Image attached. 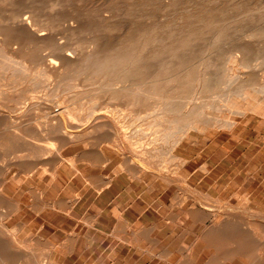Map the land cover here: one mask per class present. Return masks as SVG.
Returning a JSON list of instances; mask_svg holds the SVG:
<instances>
[{
  "label": "rangeland",
  "instance_id": "rangeland-1",
  "mask_svg": "<svg viewBox=\"0 0 264 264\" xmlns=\"http://www.w3.org/2000/svg\"><path fill=\"white\" fill-rule=\"evenodd\" d=\"M107 1L70 0L66 5H69V9L65 6L62 9L64 12L61 11L63 14L75 11L80 17L90 15L97 25H101L99 13L109 17L111 27L108 32L111 33L107 36L105 49L116 45L128 31L127 28L118 33L114 24L127 12L126 9L120 10L117 7L126 8L131 0ZM156 2V19H170L177 9L185 7L183 10L188 11L195 4L207 5L215 14L218 11L216 0ZM225 3L228 4L226 18L230 17V27L224 41L211 45L217 36L216 32L211 30L204 32L203 37H199L194 45L195 52L199 54L194 60L196 63L209 57L216 61L214 70L217 72V81L214 80L213 86L195 93L190 99L187 97L172 101V113L178 119L180 117L178 121L186 118L192 119L193 123L191 127L184 129L185 132L183 130L179 134L175 127V131L173 128L168 129L167 137L163 135V125H159L161 110L150 105L148 101L134 102L128 97L115 99L111 96L109 87L96 90L90 82L71 78L68 74L62 75L59 70V77L44 74L41 65L28 63L18 54L9 51L5 43L0 42V55H7V58H0L3 59L0 61V90L8 95L6 99L0 100V110L11 118L17 116L20 111H28V114L34 111L32 115L35 118L30 120L32 124L39 118L54 121L51 111H60L61 115L57 116V120L60 118L62 122V128L57 129V179L54 182L49 183L46 177H39V171H36L27 183L18 185L11 179L12 173L25 175L26 170H20L15 164L5 173V190L20 205V211L8 219L7 226L23 243L18 246L13 244L18 248L21 257L27 258L32 264H44L47 259H52L57 264L264 262V258L222 256L232 244L243 240L249 242L242 236L224 231H230V228L240 225L246 230L264 234V0H225ZM16 11H20L22 16L27 14L25 8L15 7L10 0H0V23L10 24ZM116 15H119V19ZM64 19L57 20V42L79 44L81 50L86 52L88 43L84 31L81 32L80 40H70L71 35L66 25L70 20ZM113 26L115 27L112 28ZM246 45L250 48L243 51L241 47ZM229 56L242 57V60L231 63ZM4 60L7 63H4ZM9 60H12V63ZM19 63L22 64L21 67ZM23 65L28 72L23 70ZM261 80L263 82H260ZM242 81L247 84L239 90L238 82ZM254 85L256 86L252 87ZM33 89L41 92L39 98L28 97ZM52 89H55V93ZM62 98L64 99L61 101ZM31 105L33 109L29 110ZM63 105H68L65 112L60 110ZM234 107L236 109H233ZM94 108L97 111H92ZM107 115L109 117H103ZM155 115H158L157 119ZM201 116L203 118H200ZM101 120H107L108 125H99L98 121ZM230 122L233 123L231 126ZM149 125H152L150 129ZM29 134L31 133L11 134L9 137L5 135L4 138L0 135L1 154H5V158L8 157L11 161L25 158L21 155L27 151L26 148L36 142L41 144L36 136ZM69 134H72V137ZM164 139L166 140L162 143ZM138 141H142V144ZM151 146L155 147V150ZM28 187L44 190V199L48 202L57 198V209L45 208L40 213L33 211L28 205L33 200ZM51 188H55L56 192ZM73 196H77V201L68 215L65 211V201ZM116 214L122 215L123 226L117 225ZM91 219H95L94 226L89 224ZM20 222L23 224L17 227L18 229L13 228ZM35 235L40 238H34ZM49 244L54 247L50 253ZM48 254L50 258H47ZM14 258L16 257L11 256L10 259H4V256L0 255V264L6 261L9 264H20L25 260Z\"/></svg>",
  "mask_w": 264,
  "mask_h": 264
},
{
  "label": "bare ground",
  "instance_id": "bare-ground-1",
  "mask_svg": "<svg viewBox=\"0 0 264 264\" xmlns=\"http://www.w3.org/2000/svg\"><path fill=\"white\" fill-rule=\"evenodd\" d=\"M10 1L14 4L15 7L17 6L19 8H21V7L25 8L27 14H24L22 16V13L20 11H16L15 15H14L15 18L13 19V21L10 24L4 25V24L0 23V42L5 43L8 46L9 51H11L12 53L18 54V56H20L21 59L27 61L30 64L41 65L44 74L47 73L49 75H57V72L59 70V73L62 75L68 74L71 78H77V79L79 78L81 80H86L87 82H90V84L93 85L96 88V90L97 89L99 90V89L106 87V86L109 87L111 96L115 99H119L122 97H125V98L128 97L134 102L148 101L150 103V105L161 110V114L159 116V125H163V128H164L163 129V135L165 137H167L169 135L168 129L173 128V130H174V127H175V128H177L175 130H178V134H179V132H182L185 128H187L188 126H190L193 123L192 119H186V118L183 120L181 119V121H178L180 119V117L178 119L172 113V110L174 107V104L172 101H174V99L182 100V99H186L187 97L188 98L192 97L195 93L205 91V90L209 89L211 86H213L214 80L217 81L216 80L217 79V72L214 70V67L216 66V61L214 60L213 57H209V58H206V59L201 60L200 62L196 63L194 60L198 57L199 54H197L195 52L194 45L196 44V42H198L199 37H203L202 35L204 32H209L211 30H214L216 32V35H217L215 38V41H213V43H211V45H214L215 43L220 42V41H224V39L226 38L227 32L229 30V27H230V25H229L230 24V21H229L230 17L228 16L229 18L228 19L226 18L227 9H228L227 5L228 4L225 3V0H216L218 2V5L216 6V9L218 11L216 12V14L212 11V8H210L207 5L195 4L192 7V9H190V10L187 9L188 11L183 10L185 7L184 8L181 7L179 9H177L178 11H176V13L170 19H161V18L156 19V17H157L156 12L157 11L154 10V7H156L157 2H161V1L156 2V0H140V1L131 0L130 2H128L129 6L126 5V8H124V7L121 8L119 6L117 7L120 10L126 9L127 12H125V14L120 17V19H119V15L121 13L118 16L116 15V17H118L119 20L116 22L114 21L115 22L114 25L117 26L116 29H117L118 33L124 32L125 29L127 30V28H128V31H126V34L124 35V37L120 41H118V43L116 45L111 46L109 49L104 48V45L106 44V41H107L106 40L107 36L109 33H111V31L108 32L110 30L109 28L111 27V24H110L111 20L109 19V17H105L104 15L99 13L98 17L101 18V20H100L101 25L100 24L97 25V23H94L91 20L90 15L87 16V14L85 16H82V17L78 16V14L75 11L73 13L63 14L61 11H63L62 9L70 2V0H10ZM174 1L175 0H173V2ZM205 1H207V0H205ZM78 2H80V1H78ZM110 3H112V2H110ZM119 3L120 2H118L116 4H119ZM176 3H178V1H176ZM103 4H104V2H103ZM68 6H66V7L68 8ZM103 6H105V5H103ZM107 8H108V4H107ZM128 8H129V10H128ZM103 9H105V8H103ZM113 9H115V7ZM214 9H215V7H214ZM92 12L93 11H91V13ZM84 13H86V12H84ZM93 13H95V11ZM62 15H65V16H62ZM168 16H169V14H168ZM64 18H66V21L68 19L70 20V22H68V24H66L67 28H68V30L67 29L66 30L71 35L70 40L73 38L74 39L77 38L80 40L81 32L84 31L86 41H87L86 43H88V49L86 50V52H83L81 50L79 44L73 45L72 42L71 43L70 42H65V43L64 42L63 43L57 42V20L58 19L59 20L64 19ZM232 19H233V17H232ZM93 20H94V18H93ZM106 23H107V26H106ZM115 26H113L112 28H114ZM114 35H116V34H114ZM111 39H112V37H111ZM108 41H110V40H108ZM76 43H78V42H76ZM109 44L110 43H108V45ZM241 48L243 49V51L244 50L248 51L250 47H248L246 45V46H242ZM206 49H204V50L206 51ZM3 57L0 55V58H3ZM5 57L7 58V55ZM2 60L0 59V61H2ZM5 60H7V59H5ZM5 60H4V63L6 62ZM230 60H231V63H237V62H239V60L240 61L242 60V57L234 56V57H230ZM15 61H17V60H15ZM9 62L12 63V60L11 61L9 60ZM4 63L2 66H4ZM228 63H229V61H228ZM15 64H16V62H15ZM21 65L22 64H20V67H21ZM234 65H236V64H234ZM15 68L18 69L17 67H15ZM22 68H23V70L27 71L25 65H23ZM241 68H242V66H241ZM0 69H2V68L0 67ZM221 73H223V72H221ZM242 73L244 74L245 71ZM22 74H24V73H22ZM233 74H235V73H233ZM70 77H68V78H70ZM227 77H228V75H227ZM11 78H13V77H11ZM14 79H15V76H14ZM235 80L237 81V79H234V81ZM12 81H13V79H12ZM260 82H263V81L261 80ZM238 84H240L239 85V90H240V89H243L245 87L247 82L242 81L241 83L238 82ZM81 85H82V82H81ZM255 86L256 85H254L252 87H255ZM227 87H228V83H227ZM257 87H258V85H257ZM234 89H236V88H234ZM52 90L54 91L55 89H52ZM230 91L231 90H229V92ZM262 92H264V91H262ZM40 93L41 92H39L38 89H33L29 92L28 97L31 99L39 98ZM54 93H55V91H54ZM248 93H250V92H248ZM227 94H226V96H227ZM44 96L46 98L45 94H44ZM214 96H216V95H214ZM7 97H8V95L4 91L0 90V100H4ZM63 97H65V96L63 95ZM243 97H245V96H243ZM52 98H54V97H52ZM91 98H92V96H91ZM63 99L64 98H62L61 101ZM40 100L42 101L43 99H40ZM93 101H94V99H93ZM124 102H126V101H124ZM56 104H57V102H56ZM228 104L230 105V103H228ZM22 105H23V103H22ZM224 105H226V104H224ZM69 106H70V104H69ZM194 106H196V105H194ZM231 106H232V104H231ZM24 107H25V105H24ZM31 107H32V105H31ZM38 107H39V105H38ZM219 107H221V105ZM34 108H36V107H34ZM67 108H68V105H63L60 107V110H63L65 112L67 110ZM28 109L29 110L33 109V107L28 108ZM195 109H196V107H195ZM233 109H236V108L234 107ZM6 110H8V109H6ZM95 110L96 109L94 108L92 111H95ZM187 110L188 109H186V111ZM198 110H200V109H198ZM52 111H54V110H52ZM52 111L50 114L53 116L52 118L54 119V121H51V119H47V118H43V119L39 118V120L35 119V121H34L35 123L32 124V123H30V120L33 117L35 118V116L32 115L34 111L32 112V114H30V113L28 114V111H20V112L18 111L19 114L15 117L11 118L10 115H8L5 112H2L0 110V135H3V138L5 135L9 137L11 134L16 135L19 133L28 132V133H31L32 135H34V137L36 136L35 138L37 140L41 141L40 142L41 144H39L37 142L34 143V140H33L34 144L32 146H30L29 148H26L27 151L25 153L21 152V153H23V155H21V157H25V158L19 159L18 161L8 160V157L6 159L5 154H3L4 155L3 156L0 152V175H1L0 176V255H3L4 259L5 258L10 259L11 256L16 257L14 259L25 258V257H21L20 256L21 254L19 253L18 248L13 246V244H15V246H18L20 244L22 245L23 244L22 241L19 240L15 236V234H14L15 232L13 233V231H11L7 226L8 219L20 211V205H19V202L5 190V183L7 182V178L5 177V173L8 172L9 168L14 164L18 165L20 167V170H23V171L26 170L25 175L19 176L16 173H14V174L12 173L11 179L14 181V183H16L18 185H22V184L27 183V180H29L30 177H32L36 171H39V177H41V178L46 177V179L48 180L49 183L54 182L57 179V129L62 128V122H61L60 118L57 120V116L59 117L61 115V112L60 111H57V112L54 111L55 113L52 114L53 113ZM135 111H136V109H135ZM193 112H195V111H193ZM240 112H242V110ZM243 112H244V110H243ZM198 113H199V111H198ZM69 114H71V113H69ZM44 115H46V114H44ZM103 115H104V113H103ZM192 115H194V114H192ZM46 116L48 117V115H46ZM135 116H137V114ZM156 116L158 117V115H155V117ZM202 116L200 118H203ZM49 117L51 118V116H49ZM100 117H102V116H100ZM103 117L105 118V117H109V116L107 115V116H103ZM132 117H134V116H132ZM157 117H156V119H157ZM223 118L225 119V117H223ZM121 119H123V118H121ZM134 119L136 120V118H134ZM147 119H148V117H147ZM208 120H210V119H208ZM125 121L123 120V122H125ZM148 121H150V120H148ZM151 121H152V119H151ZM229 121H231V120H229ZM120 123H121V121H120ZM98 124L99 125H108V122H107V120H101V121H98ZM117 124H119V123H117ZM210 124H212V123H210ZM232 124L233 123L230 122L229 125L231 126ZM115 126H116V124H115ZM151 126L149 125V129ZM141 129H142V127H141ZM145 129H146V127H145ZM185 130H184V132H185ZM138 131H142V130H138ZM66 133H68V132H66ZM104 133H106V132H104ZM31 134H29V135L31 136ZM174 134H176V133H174ZM181 134L184 135L183 133H181ZM69 135H67V136H69ZM160 135H162V134H160ZM37 136H40V138H38ZM174 136H176V135H174ZM180 136H179V138H180ZM11 137H10V139H11ZM151 138H153V137H151ZM160 138H161V136H160ZM16 140L18 141V139H16ZM159 140L160 139L158 138V141L157 140L156 141L159 142ZM165 140L166 139H164V141H162V143H164ZM28 141H29V139H28ZM149 141H151V140H149ZM152 141H153V139H152ZM175 141H178V140H175ZM30 142H31V140H30ZM134 142H136V141H134ZM141 142H139V143H141ZM8 143H9V141H8ZM170 145H172V144H170ZM9 146H10V144H9ZM22 150H24V149H22ZM14 151H15V149H14ZM152 153H154V151H152ZM9 156H11V154ZM19 156H20V154H19ZM11 159H12V157H11ZM178 159H179V157H178ZM178 162H181V161L178 160ZM106 183L102 182V184H106ZM51 189L56 192L55 188H51ZM28 192L33 196V200L31 198L32 202L28 205L36 213H40L45 208H50L53 210L57 209V198L52 202L46 201L44 199V192H45L44 190H41L38 187H28ZM206 197H208V196H206ZM75 200H77V196H73L69 200L65 201V206L67 208V209H65V211L67 214H71L70 213V210L72 209L71 206H72V204H74ZM117 218H118L117 219V225L123 226L124 225V219L121 216H118ZM238 220H240V219L238 218ZM94 222H95V219H91L89 221L90 226H93ZM21 224H23V222L18 223L13 228H17V227L19 228L21 226ZM261 228H259V229H261ZM228 232H230L231 234L236 235V236H242V238L248 239L249 242H244V240H243L242 242H238L235 245H233L231 243L232 246L229 247L228 249H226L222 253L223 258H234L235 256H238V257L242 256L244 258H246V257H248V258H260V259L264 258V234H263V232H262V234H259L257 232H253L251 230L249 231L248 229L246 230V228L245 229L242 228L240 225L230 228V231H228V230L224 231V233H228ZM34 238L39 239L40 237L35 235ZM30 239H32V237ZM250 239H252V241ZM45 241L47 244L49 243L47 239H45ZM205 242H206V240H205ZM27 244H30V243H27ZM47 244H45V245H47ZM24 245H25V243H24ZM46 247H48V246H46ZM53 249H54V247L52 245H50L49 253ZM45 256H46V253H45ZM28 257H30V256H28ZM33 258H34V256H33ZM47 258H50L49 254L47 255ZM26 259L27 258H25V260H23V261L20 259L22 261L20 264H32L31 262H28ZM12 261H8V262H12ZM1 263L9 264V263H7V261H6V263L5 262H1ZM12 264H13V262H12ZM44 264H57V263L52 259H47L46 261H44ZM256 264H264V262L258 261Z\"/></svg>",
  "mask_w": 264,
  "mask_h": 264
},
{
  "label": "crops",
  "instance_id": "crops-1",
  "mask_svg": "<svg viewBox=\"0 0 264 264\" xmlns=\"http://www.w3.org/2000/svg\"><path fill=\"white\" fill-rule=\"evenodd\" d=\"M107 183H108V182H107ZM107 183H106V184H107ZM76 201H77V200H75L74 204H72V206H71L72 209L70 208V209H71V210H70V213L72 212V210H73V208H74V205H75ZM117 214H118V213H117ZM117 214H116V216L118 217ZM68 215H70V214H68ZM121 217H122V215H121ZM122 218H123V217H122ZM117 219H118V218H117ZM117 219H116V222H117ZM93 226H94V225H93Z\"/></svg>",
  "mask_w": 264,
  "mask_h": 264
}]
</instances>
